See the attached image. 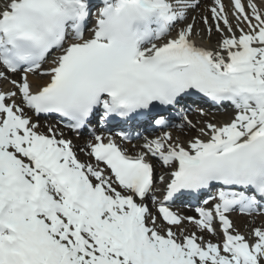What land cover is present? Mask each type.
<instances>
[{
	"label": "snow or ice",
	"instance_id": "snow-or-ice-1",
	"mask_svg": "<svg viewBox=\"0 0 264 264\" xmlns=\"http://www.w3.org/2000/svg\"><path fill=\"white\" fill-rule=\"evenodd\" d=\"M0 264H264V0H0Z\"/></svg>",
	"mask_w": 264,
	"mask_h": 264
},
{
	"label": "bare ground",
	"instance_id": "bare-ground-1",
	"mask_svg": "<svg viewBox=\"0 0 264 264\" xmlns=\"http://www.w3.org/2000/svg\"><path fill=\"white\" fill-rule=\"evenodd\" d=\"M215 117L217 120H224L227 119V114L225 112H218V113H214ZM193 119H196L195 116L192 117ZM86 135V134H85ZM74 138V137H73ZM178 211H180L182 214H192L193 210L192 208H182L179 209ZM236 224L241 228V230H244V223L246 220H248V217H243V216H235L233 217ZM257 223H259V219L257 220Z\"/></svg>",
	"mask_w": 264,
	"mask_h": 264
},
{
	"label": "rangeland",
	"instance_id": "rangeland-1",
	"mask_svg": "<svg viewBox=\"0 0 264 264\" xmlns=\"http://www.w3.org/2000/svg\"><path fill=\"white\" fill-rule=\"evenodd\" d=\"M243 231V230H242Z\"/></svg>",
	"mask_w": 264,
	"mask_h": 264
}]
</instances>
